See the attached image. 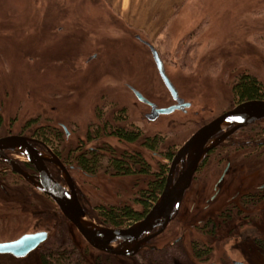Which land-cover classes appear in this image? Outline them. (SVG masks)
Instances as JSON below:
<instances>
[{"label": "rangeland", "instance_id": "1", "mask_svg": "<svg viewBox=\"0 0 264 264\" xmlns=\"http://www.w3.org/2000/svg\"><path fill=\"white\" fill-rule=\"evenodd\" d=\"M141 6L146 15L140 22L143 29L136 30L103 0H0V137L59 133L52 146L73 167L71 175L84 199L82 208L96 226L99 207L141 209L134 199L153 177L104 171L88 177L74 162L72 153L79 141L83 150L105 149L103 157L108 150L115 156L140 153L154 173L160 165H170L163 153L179 150L200 127L234 107L238 100L234 86L242 76H253L264 86V0H143ZM142 41L159 52L180 97L191 104L186 112L161 116L155 122L146 119L150 107L139 102L129 87L159 108H168L174 101ZM96 126L107 135L100 132L97 141L86 142L87 133ZM117 127L142 138L136 143L120 142L110 135ZM253 128L262 132L264 141V120ZM156 136L162 159L142 147L144 139ZM250 165L252 175L240 178L249 183L254 177L253 182L260 183L264 160L252 161L246 168ZM0 169L8 167L0 163ZM0 174V206L5 205L0 207V242L38 231L50 234L26 259L0 256V264H38L40 250L51 239L68 250L91 249L49 198L10 172ZM219 177L206 178L200 189L203 195H212ZM191 200H184L177 219L148 248L110 263L217 262L221 255L199 261L187 241L175 240L186 232L190 239L191 222L206 214L207 210L193 207ZM9 204L27 209L11 211ZM197 233L194 230L193 236ZM88 254L92 263L96 252Z\"/></svg>", "mask_w": 264, "mask_h": 264}, {"label": "flooded vegetation", "instance_id": "2", "mask_svg": "<svg viewBox=\"0 0 264 264\" xmlns=\"http://www.w3.org/2000/svg\"><path fill=\"white\" fill-rule=\"evenodd\" d=\"M129 89L132 91V89L134 88L129 87ZM241 103L242 102H239V100H237L233 108H235L237 105ZM175 104L176 103L174 102V105ZM147 106L150 107V113L146 114V119L150 121L148 119V116L152 113V108L149 105ZM218 116L214 117L209 122H211ZM209 122H207L206 124H208ZM258 122L235 132L234 134L230 135L217 148L211 150L207 154L204 162L198 168L193 178L192 185L190 186V188L185 194L184 200H188L189 202L191 198L193 207L194 206L199 207V209L203 208L204 210H207V211L205 215L199 214L197 219L191 222L192 225L188 227V229L190 228L191 230V231L189 230V232L190 233L192 232L190 235V239H187L186 235L188 232H186L184 235L176 238L175 240H178L177 243L178 242L186 243L187 241V243H189V246L191 247L192 253L194 254V256L197 257V260L199 261L200 260L208 261L210 260V256L219 254L221 256L217 260V262H213L211 264H264V169L261 168L263 169L261 172V176L263 175V177H261L262 180L260 183L253 182V180H255L254 177L251 178L252 182L249 181V183L248 181L243 180V179H246L245 177H243V179L240 178L244 174L246 176H248L249 174L252 175V172L250 171L253 168V166L250 165L249 169H247L246 168L247 164H250V162L252 161L255 164H257L259 161L264 160V141L261 139V136L263 134L262 132L258 133L257 130L253 128L254 125H256ZM102 126L103 127L107 126V122H104ZM100 128L102 129V131H100ZM97 130L99 132H97ZM228 131L230 130H227V132ZM100 132L102 133V135H107L106 131L102 127L96 126L93 131L87 133L86 142L97 141L101 137L98 135V133ZM224 133L218 135L217 137H221ZM53 134L54 135L50 138H46L43 136L40 137L41 136L40 134L38 135L39 136L38 137L36 133H34L33 136L31 137L23 136V135H9V136H21V137H27L31 139L30 144L37 151L41 153V155L44 158L45 164L47 168L50 170L54 179L59 184H61L66 190L71 192V187L68 183L67 176L65 175V171H66L67 174L71 178L72 184L74 185V191L77 194L78 200L81 206L84 207V203H83L84 199H82V194L79 189V186L74 181L71 175V171L73 167H71L67 159L63 158V156L59 154L52 146V142H51L52 139H56V138L60 139L61 135L57 133L58 136L57 135L55 136V132ZM110 135L112 137L117 138L120 142H124L127 144L129 143L127 141L120 139L119 137L114 136L112 132H110ZM141 138H142V135H141ZM153 139H156L158 142L160 141V138L158 139L157 136L154 137ZM142 147H144L145 149L153 153L154 156H159V158L162 159L163 156L161 155V153H157V151H152L151 149H149L146 146L145 141H143ZM83 148L84 146L82 144V141H79L74 149V153H72L74 154V162L76 164V168H78V170L82 174L88 177H95L101 171L111 172L113 175L117 174L116 170L112 167V163H111L113 157H115L114 152L108 150L109 153L106 154L108 157H106V155L103 157V155H101L105 153L103 151L105 149L103 148L87 147L86 150H83ZM177 151L175 152L173 151L174 156L177 153ZM168 153L170 152H165V154L163 153V155L167 156ZM137 154H139L142 157L140 153H137ZM6 155L11 161L17 163L24 171H26L30 175L39 176V172L36 166L32 164L31 162H29L20 153L15 152V151H7ZM95 156H96V161L94 160ZM84 157L86 159H89V161L92 163L90 165L91 168L89 167L87 168L85 166V163L83 162V159L85 160ZM21 158H23V160ZM55 158L59 160L61 167H59L56 163L52 161ZM173 158L171 161L168 159H165L169 161L170 163V165L167 164L168 166L167 177L170 171ZM142 159L144 158L142 157ZM0 163L8 167V169L6 170L0 169V173L10 172L12 175L19 177L21 180L29 184L22 176H20L19 174L15 173L12 170V166L10 164L2 160H0ZM161 166L162 165L159 166V169ZM158 171H155L153 173L151 166H150V173L156 174L158 173ZM178 171H179V168H177V174H178ZM214 174L215 175L219 174L220 177H219L218 182L214 185L212 195L207 197L208 194L203 195V191L200 190L202 188L201 185L205 183V181L207 180L206 178L208 176H211ZM232 174H233V178H230L229 175H232ZM198 187L200 188L198 189ZM138 194H140V191ZM161 194L158 196V198L161 196ZM43 195L49 198L55 204V206L58 209V214L60 213L62 216H64L61 210L59 209L58 205L50 197H48L45 194ZM134 200L136 203L139 204V207H141V209L135 210L134 208L132 207L131 208L136 212H140V213L144 212V206L138 201V197L135 198ZM157 200L153 203V206L155 205ZM4 206L5 205L0 206V207H4ZM153 206L151 207V209L153 208ZM6 207L9 210L16 208L17 211L19 210L21 213L23 212V210L27 209V208L17 206V205L12 206V204L7 205ZM112 207H115V206H112ZM121 207H124V206H121ZM102 208L104 207H99L96 209L100 213L98 216L99 218H98L97 225L102 228H113L105 224L104 219L101 215ZM215 208H217V210L215 211L210 210V209H215ZM151 209L149 210V212L151 211ZM11 211L9 212V214H11ZM36 212L45 213V211L43 212L40 210H36ZM87 213L88 212H86V214ZM148 213L145 214L143 219L148 215ZM179 213L172 219V221L170 222V224L168 225V227L163 233H165L167 229L169 228V226L174 222V220L177 219L176 217L179 215ZM130 226L131 225L126 224V225H123L121 228H114V229H126V228H129ZM158 230L159 229L155 230V232H157ZM194 230L198 231L197 237L193 236ZM40 233H46L48 235L47 240L41 243L35 250L31 251L26 256L17 257L12 254H0V256H10V257H13L19 260L26 259L30 255L35 253L37 249H39L43 244H45L48 241L49 235H50L48 231H38L36 233H27V234L22 235L16 240L0 242V244L15 242L24 236L35 235V234H40ZM162 234L150 240L146 248H148L149 244H151V242H153L155 239L161 237ZM54 240L55 239H51L48 246L40 250L38 254V257H39L38 264H59L58 262L60 258H66L69 264H112L110 262L113 259H117L118 257H120V259L123 258L121 256H114L106 252L96 250L93 247H91L86 241L85 242L90 246L91 249H88V248L87 250L79 249L78 251V249H75V248L70 249V250L66 248H60L57 246V243H55ZM89 250H93L94 252H96V255L94 258L95 261L93 260L92 263L89 261V260H92L90 256H88Z\"/></svg>", "mask_w": 264, "mask_h": 264}, {"label": "water", "instance_id": "3", "mask_svg": "<svg viewBox=\"0 0 264 264\" xmlns=\"http://www.w3.org/2000/svg\"><path fill=\"white\" fill-rule=\"evenodd\" d=\"M143 44L149 47L158 73L176 103L169 108H158L139 91L132 89L139 102L151 106L152 113L148 119L154 122L161 116H169L177 111L186 112L191 108V104L186 103L180 97L166 73L159 52L154 46L146 42ZM261 120H264V100H252L237 105L197 130L175 154L164 190L151 211L142 221L126 229L102 228L87 221V215L74 191L70 176L65 171L71 192L54 179L41 153L30 144L31 139L21 136L0 138V160L10 164L15 173L22 176L41 193L50 197L91 247L114 256L133 257L145 249L150 240L161 235L180 212L185 194L192 185L193 178L207 154L217 148L230 135ZM227 130L230 131L227 132ZM222 133L224 134L221 137H217ZM7 151H15L24 156L36 166L39 176L30 175L17 163L11 161L6 155ZM52 161L61 167L57 158ZM177 168H179L178 174ZM157 229L159 230L155 232ZM47 238L46 233H40L24 236L15 242L2 243L0 244V254L24 257Z\"/></svg>", "mask_w": 264, "mask_h": 264}, {"label": "trees", "instance_id": "4", "mask_svg": "<svg viewBox=\"0 0 264 264\" xmlns=\"http://www.w3.org/2000/svg\"><path fill=\"white\" fill-rule=\"evenodd\" d=\"M234 95L239 102L252 100H264V86L257 78L249 75L242 76L234 86ZM3 126V119L0 116V129ZM97 132H99L97 130ZM112 134L129 143L137 142L141 138V134L129 131L123 127H117L112 130ZM42 135V134H41ZM53 132H44L43 137L50 138ZM56 136V133H55ZM146 146L152 151H158L161 145L156 139H144ZM174 151V150H173ZM171 151L164 159L172 160L174 152ZM85 158V157H84ZM96 161V156L94 157ZM85 166L91 168L89 159H83ZM112 167L116 170L117 176H130L137 173L151 175L153 178L149 182L148 187L140 191L138 201L144 206V212H136L129 206L102 208L101 215L105 224L113 228H121L123 225L140 222L146 213L149 212L153 203L162 193L168 173V166L162 165L156 174L150 173L149 164L142 159L137 153H124L113 157ZM200 256V255H199ZM201 257V256H200ZM125 258V257H123ZM59 264H69L66 258H60Z\"/></svg>", "mask_w": 264, "mask_h": 264}, {"label": "crops", "instance_id": "5", "mask_svg": "<svg viewBox=\"0 0 264 264\" xmlns=\"http://www.w3.org/2000/svg\"><path fill=\"white\" fill-rule=\"evenodd\" d=\"M109 9L118 17L136 30H142L140 22L145 18L146 12L141 10L143 0H103ZM160 1V0H159ZM157 7V6H155Z\"/></svg>", "mask_w": 264, "mask_h": 264}, {"label": "bare ground", "instance_id": "6", "mask_svg": "<svg viewBox=\"0 0 264 264\" xmlns=\"http://www.w3.org/2000/svg\"><path fill=\"white\" fill-rule=\"evenodd\" d=\"M88 221V220H87ZM89 223V222H88Z\"/></svg>", "mask_w": 264, "mask_h": 264}]
</instances>
